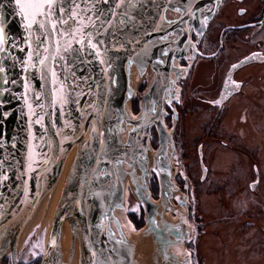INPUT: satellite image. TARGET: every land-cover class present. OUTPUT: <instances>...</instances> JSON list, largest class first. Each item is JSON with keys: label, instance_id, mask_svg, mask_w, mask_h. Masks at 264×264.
I'll return each instance as SVG.
<instances>
[{"label": "water", "instance_id": "water-1", "mask_svg": "<svg viewBox=\"0 0 264 264\" xmlns=\"http://www.w3.org/2000/svg\"><path fill=\"white\" fill-rule=\"evenodd\" d=\"M221 2L0 0V264L5 256L18 264L21 238L71 153L38 264H70L75 244L76 264H137L129 232L150 238L153 264H192L184 247L188 199L173 179L183 174L174 160V127L163 119L186 70L178 62L191 34L204 32ZM50 20L47 64L57 59V67L39 95L34 62ZM127 190L145 216L136 230L126 216ZM66 227L69 248L60 259Z\"/></svg>", "mask_w": 264, "mask_h": 264}, {"label": "rangeland", "instance_id": "rangeland-1", "mask_svg": "<svg viewBox=\"0 0 264 264\" xmlns=\"http://www.w3.org/2000/svg\"><path fill=\"white\" fill-rule=\"evenodd\" d=\"M257 36V40L264 42V35ZM142 83H146V77L139 84ZM140 85L134 94L136 98L143 91ZM132 111L136 113L133 106ZM247 117H250V122L253 120L252 113L247 112ZM236 119H244V113L234 108L228 112L224 123L229 124L238 135L242 134L243 138L239 136V143L235 147L218 145L211 151L212 158L208 160L211 171L206 176L202 175L197 159L191 160L195 147L185 142V137L189 139L199 133L198 115L192 112L181 118L172 130L176 142L174 160L189 182L188 220L191 235L184 247L190 253L192 264H264V130L254 128L249 122L240 126ZM163 120L168 127V121ZM150 141L155 147L153 133ZM253 153H258L254 160L260 177L257 185L249 188V183L255 178ZM148 188L153 198L157 199L158 190L152 176L148 180ZM126 195V208L138 215L135 216L141 224L139 227H142L145 216L135 208V198L131 192L127 191ZM130 213L126 216L136 230L139 227L129 218ZM38 234L35 236L33 232L30 243L28 241L25 249L18 252L22 264H37L40 260L47 236L42 244V233ZM8 258L5 256L1 264H10Z\"/></svg>", "mask_w": 264, "mask_h": 264}, {"label": "flooded vegetation", "instance_id": "flooded-vegetation-1", "mask_svg": "<svg viewBox=\"0 0 264 264\" xmlns=\"http://www.w3.org/2000/svg\"><path fill=\"white\" fill-rule=\"evenodd\" d=\"M261 34L264 35V0H222L204 32L191 34L193 44L187 56L178 62L186 70L175 83L173 99L165 104L164 118L168 127L175 128L181 118L192 112L198 115L199 133L189 139L185 137V142L195 147L193 159L188 157L197 159L203 176L211 171L208 166L211 151L218 145L235 147L242 136L224 123L230 110L237 108L244 113V119H236L240 126L249 122L254 128L264 130V42L257 40ZM144 87L142 83L140 89ZM140 100L141 95L133 97L134 112L138 111ZM247 112L253 114L251 122ZM152 133L156 146L155 130ZM251 156L254 160L258 153ZM252 169L255 178L249 188L257 185L260 177L255 160ZM181 171L183 174L178 172L173 179L190 200L188 177ZM139 212L143 213L142 209ZM135 215L130 213L129 218L139 227L141 224ZM17 259L22 264L18 256Z\"/></svg>", "mask_w": 264, "mask_h": 264}, {"label": "bare ground", "instance_id": "bare-ground-1", "mask_svg": "<svg viewBox=\"0 0 264 264\" xmlns=\"http://www.w3.org/2000/svg\"><path fill=\"white\" fill-rule=\"evenodd\" d=\"M53 12V11H52ZM51 20L47 22V26L45 27V33L42 40V44L39 48V51L36 55V59L34 62V73H35V86L39 95H43L49 86L51 85L57 67V59L54 60V63L50 66L47 64V60L49 58L51 49H52V26ZM139 79L134 74L132 76V86L136 87L138 85ZM73 153H71L66 160V164L62 171V174L57 182V184L46 194V196L42 199L40 205L36 209L27 229L23 237L20 241L19 251L24 250L26 243L30 240L31 234L34 232L36 236L42 233L41 243L44 244L45 238L47 236V232L50 226V222L52 220L53 214L55 212L56 206L58 204L63 184L70 172L71 164L73 162ZM128 191V190H127ZM128 198V195H127ZM131 234V239L138 245L136 249V262L137 264H153L152 257V248L151 241L149 237L142 238V236L138 235V233L129 232ZM30 243V241L28 242ZM69 248V234L67 227L64 229L62 233V237L60 240V259H65L68 253ZM78 256V247L75 244L74 253L70 264L77 263Z\"/></svg>", "mask_w": 264, "mask_h": 264}]
</instances>
